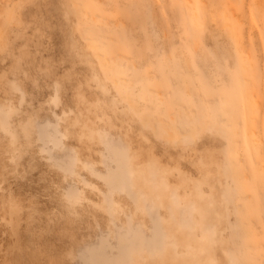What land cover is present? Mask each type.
<instances>
[{
  "label": "rangeland",
  "instance_id": "rangeland-1",
  "mask_svg": "<svg viewBox=\"0 0 264 264\" xmlns=\"http://www.w3.org/2000/svg\"><path fill=\"white\" fill-rule=\"evenodd\" d=\"M195 262L264 264V0H0V264Z\"/></svg>",
  "mask_w": 264,
  "mask_h": 264
},
{
  "label": "bare ground",
  "instance_id": "bare-ground-1",
  "mask_svg": "<svg viewBox=\"0 0 264 264\" xmlns=\"http://www.w3.org/2000/svg\"><path fill=\"white\" fill-rule=\"evenodd\" d=\"M194 212H195V211H194ZM194 212H192V213H194ZM193 215H194L195 217H197V214H196V215H195V214H192V216H193ZM188 216H189V213H188V212H184V213L182 214L183 222L188 220ZM197 218H198V217H197ZM197 218H193V217H192L193 222H194V220H196ZM167 221H169V219H168ZM197 222H199V221L197 220L196 223H197ZM194 223H195V222H194ZM140 235H141V234H140ZM138 237H139V235H138ZM171 242H172V241H171ZM183 243H184V241H183ZM189 243H190V242H188V245H186L187 242L185 241V245H186V247H184L185 245H181V247H180V244H177V243H175V244L178 246V249H180V248H182V247L185 248V252H186V251H189V250L187 249L188 246H189ZM171 245H174V244L172 243ZM177 246H173V247L175 248V247H177ZM191 246H193V245H190V247H191ZM156 247H157V246H156ZM190 247H189V249H190ZM183 248L181 249L180 252H182ZM155 249H156V248H155ZM176 249H177V248H176ZM176 249H174V250L176 251ZM156 250H157V249H156ZM158 250H159V249H158ZM158 250H157L156 252H158ZM191 250H192V249H191ZM197 250L199 251V250H201V249H197ZM183 251H184V250H183ZM156 252L154 251L153 254H154V255H159L160 252H158V253H156ZM185 252H184V253H185ZM190 252H193V251H189V252H186V253H190ZM196 252H197V251H196ZM196 252H195V253L193 252V253H194L193 255H196ZM204 258H205V257H204ZM184 259H186V258H184ZM206 261H208V260H206ZM208 262L211 263V261H208ZM198 263H199V262H198ZM198 263L195 262V264H198ZM202 263H203V262H201V264H202ZM204 264H205V263H204Z\"/></svg>",
  "mask_w": 264,
  "mask_h": 264
}]
</instances>
